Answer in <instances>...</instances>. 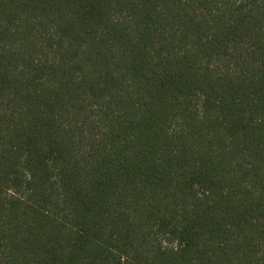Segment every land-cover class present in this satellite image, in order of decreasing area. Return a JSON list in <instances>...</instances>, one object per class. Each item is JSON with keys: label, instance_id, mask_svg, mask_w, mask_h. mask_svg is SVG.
<instances>
[{"label": "trees", "instance_id": "1", "mask_svg": "<svg viewBox=\"0 0 264 264\" xmlns=\"http://www.w3.org/2000/svg\"><path fill=\"white\" fill-rule=\"evenodd\" d=\"M0 264H264V0H0Z\"/></svg>", "mask_w": 264, "mask_h": 264}]
</instances>
